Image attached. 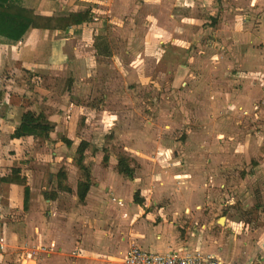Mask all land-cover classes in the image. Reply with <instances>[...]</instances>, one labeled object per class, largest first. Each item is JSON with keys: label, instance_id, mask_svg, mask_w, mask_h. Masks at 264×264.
<instances>
[{"label": "rangeland", "instance_id": "obj_1", "mask_svg": "<svg viewBox=\"0 0 264 264\" xmlns=\"http://www.w3.org/2000/svg\"><path fill=\"white\" fill-rule=\"evenodd\" d=\"M73 1L77 9L91 5L102 22L89 25L87 43L100 38L110 49L92 55V66L114 65L111 77L85 83L76 71L57 72L73 92L62 96L73 119L58 116L56 140H88L98 151L83 160L93 181L88 201L77 196L85 173L64 147L57 170L66 178L45 181L41 191L53 194L59 181L70 189L57 193L80 213L72 226L82 264H122L123 251L160 249L164 236L220 252L222 264H264V39H252L258 18L247 22L264 13V0ZM121 155L133 179L118 172ZM88 218L101 228L93 221L89 228Z\"/></svg>", "mask_w": 264, "mask_h": 264}, {"label": "crops", "instance_id": "obj_2", "mask_svg": "<svg viewBox=\"0 0 264 264\" xmlns=\"http://www.w3.org/2000/svg\"><path fill=\"white\" fill-rule=\"evenodd\" d=\"M28 2L39 12L45 14L59 13L70 7L69 0H28ZM263 16L262 10L247 21L252 24V20L258 18L257 23L260 22L259 30L255 29L252 39H264V24L260 19ZM99 21L100 18L93 16L90 22L67 31L33 30L16 45L0 44V90L2 91L0 95V264L83 263L79 259L81 257V237L72 226V223L78 221L80 213L72 212L67 200H64L67 197L63 195L64 199H62V194L57 193V190L61 191L59 183L56 184L58 186L54 189L55 192L49 195L46 191H41V187L47 180L51 185L55 183L53 179L58 177L57 171H60L57 168L62 167L60 162L64 160L60 157V153L65 149L69 150L62 138V142L57 141L59 139L56 140L57 123L60 119L61 122L69 123L71 117L67 110L72 111L64 106L62 96L68 98L73 95L68 85L64 83L68 78L64 81V76L58 75L59 68H66L65 73L76 71L77 82L85 83L83 80H86L87 76L93 77L97 74L108 73L111 77L112 70L110 71L109 68L114 65L101 62V64L92 66V55L100 57L102 55L97 53L94 43L93 45L87 43L89 25L99 26L102 23ZM243 36L238 39L244 42L250 39L247 34ZM90 49L93 54L87 58V51ZM70 101L73 108L74 102L72 99ZM57 109L60 110V114H57ZM63 109L66 110L65 113L61 112ZM27 110L43 114L53 124L54 130L48 139L11 138L22 113ZM59 115H61L60 119H58ZM100 118L104 120V116ZM63 147L65 149H62ZM31 157L32 166L29 162L32 161ZM15 163L28 177L31 188L28 210L23 205L21 187L12 186L10 193L6 194L2 185V177ZM63 164L71 167L67 160ZM60 219L63 220L60 222ZM92 221L99 229L101 228L100 220L88 218L85 223H88L89 228L94 227L89 225ZM182 237L184 238L183 235ZM164 239L165 236L158 244L160 249L149 245H142V247L155 252H169L175 249L184 253L204 252L195 247L188 248L185 244H167ZM93 242L94 240L92 244ZM152 243L154 242L151 241L148 244L153 245ZM161 245L165 247L161 248ZM82 251L85 252L84 249ZM107 253L110 255V252ZM122 253L125 260L127 253L125 254L124 251Z\"/></svg>", "mask_w": 264, "mask_h": 264}, {"label": "trees", "instance_id": "obj_3", "mask_svg": "<svg viewBox=\"0 0 264 264\" xmlns=\"http://www.w3.org/2000/svg\"><path fill=\"white\" fill-rule=\"evenodd\" d=\"M50 1V0H49ZM57 1V0H51ZM69 6L72 8L64 9L59 13L45 14L39 12L28 0H0V44L16 45L23 37L33 31H67L74 27L81 26L90 22L93 18L91 7L84 9L74 8L77 5L73 0H69ZM97 53L102 56H109L110 49L103 39L97 38L94 43ZM2 91L0 90V95ZM54 130L53 124L47 120L43 114H37L34 111H24L20 117L19 124L11 134L12 139H20L22 137H31L34 140L48 139ZM69 150L74 151L76 163L78 167L85 173V179L79 181L77 188V196L81 202H84L93 185L92 176L89 168L83 163V159L88 155H94L98 148L94 147L93 143L86 140H80L78 144L70 139H64ZM105 152L103 161L108 163L110 154L107 149H102ZM118 172L129 179H133L135 168L130 159L121 155L118 158ZM61 179L66 178L65 170H60L57 174ZM4 191L10 193L12 186H18L22 189L23 205L26 210L29 209L31 188L28 183V177L23 174V170L15 163L9 172L2 177ZM63 182L59 181V186L62 190L70 191L66 186H62ZM135 202L143 204L139 199V195H135Z\"/></svg>", "mask_w": 264, "mask_h": 264}, {"label": "built area", "instance_id": "obj_4", "mask_svg": "<svg viewBox=\"0 0 264 264\" xmlns=\"http://www.w3.org/2000/svg\"><path fill=\"white\" fill-rule=\"evenodd\" d=\"M222 253H204L201 251L181 252L175 249L169 252H155L134 245L127 252L123 264H222Z\"/></svg>", "mask_w": 264, "mask_h": 264}]
</instances>
